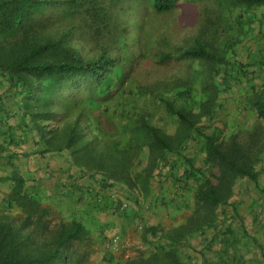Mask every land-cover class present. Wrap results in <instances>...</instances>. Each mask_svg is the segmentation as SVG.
Wrapping results in <instances>:
<instances>
[{
    "label": "rangeland",
    "instance_id": "374dc122",
    "mask_svg": "<svg viewBox=\"0 0 264 264\" xmlns=\"http://www.w3.org/2000/svg\"><path fill=\"white\" fill-rule=\"evenodd\" d=\"M110 18V36L86 28L77 14L66 19L71 31L67 44L86 59L106 51L127 72L124 83L99 103L87 102L88 93H81L70 113L43 121L45 131L60 129L63 136L75 124L85 141L109 135L120 139L129 123L145 115L172 141L174 150L167 161L153 158L148 150L139 156L143 167H155L149 191H127L117 183L104 186L105 175L81 172L73 165L70 150L40 153L43 143L25 133L14 114L16 103L0 82V135L13 138L9 147L22 152L13 159L15 168L27 179L29 190L44 197L42 204L49 211L43 217L44 239L58 232L61 222L69 224L76 217L87 225L92 238L91 248L75 244L72 249L80 255L89 253L83 264H117L112 255L135 260L162 254L166 248L172 249L166 261L264 264V120L253 107L255 99L264 100V7L247 11L234 0H181L173 10L157 13L148 0H112ZM197 44L217 60L176 58L179 49ZM165 53L174 58L162 61ZM161 98L175 102L203 133L220 129L222 149L228 152L235 143L247 157L245 165L257 172V182L237 177L223 196L225 202L216 208L197 203L196 180L186 177L190 166L185 159L192 160L214 185L219 169L208 171L203 139L192 131L185 140L187 130L165 112ZM61 136L47 139L56 144ZM13 169L0 162L2 215ZM120 198L128 204L125 210L117 206ZM114 235L119 236L120 246L109 254L104 243Z\"/></svg>",
    "mask_w": 264,
    "mask_h": 264
},
{
    "label": "trees",
    "instance_id": "16d2710c",
    "mask_svg": "<svg viewBox=\"0 0 264 264\" xmlns=\"http://www.w3.org/2000/svg\"><path fill=\"white\" fill-rule=\"evenodd\" d=\"M179 1L148 0L157 13L173 10ZM234 1L245 5L247 11L255 6L264 7V0ZM111 10L112 0H0V82L7 85L16 103L18 109L14 114L22 121L25 133L43 143L40 153L70 150L73 165L81 172L95 171L105 175L104 186L112 187L117 183L127 191L141 189L147 192L155 167L144 168L137 161L139 156L148 150L153 158L167 161L168 154L174 150L172 141L166 139L147 116L136 117L125 127L120 139L109 135L104 140L97 137L90 141H85L86 137L75 124L61 136L60 129L46 132L43 122L70 113L77 107L81 93H88L87 102L99 103L111 98L124 83L127 72L122 64H115V58L106 51L96 59H86L67 44L71 31L66 29V19L77 14L83 18L86 28L110 36ZM173 56L165 53L161 60L168 61ZM176 58L217 60L201 44L179 49ZM160 100L165 112L184 125L187 130L185 140L192 136V131L203 139L202 150L206 154L208 171L219 169L218 185H214L206 173L194 167L192 160L185 159L190 166L185 171L186 177L196 180L197 203L216 208L225 202L223 196L237 177L257 182V172L253 166L245 165L247 157L239 152L235 143L230 151L227 149L228 152L222 149L220 129L203 133L182 109L176 107L175 102L166 98ZM253 104L264 120V100L257 98ZM10 111L7 109L6 114L11 116ZM6 135H0V162L14 169L7 178L12 187L3 200L5 212L0 214V264H83L84 256L89 253L84 251L80 255L72 249L75 244L91 248L90 230L84 222L73 217L69 224L61 222L58 232L44 239L47 224L43 217L49 212L42 204L44 197L38 191L31 192L27 179L15 168L13 159L22 152L11 150L9 145L13 138ZM48 135L61 136V142L52 144ZM108 201L111 207L113 200ZM118 204L123 210L128 207L121 198ZM107 241L105 251L116 253L106 248ZM169 242L172 246L174 239ZM171 252L172 249L166 248L162 254L158 251L150 257L135 260H121L112 255L111 261L117 264H185L178 258L166 261ZM219 264H227V261Z\"/></svg>",
    "mask_w": 264,
    "mask_h": 264
},
{
    "label": "built area",
    "instance_id": "2783aa9c",
    "mask_svg": "<svg viewBox=\"0 0 264 264\" xmlns=\"http://www.w3.org/2000/svg\"><path fill=\"white\" fill-rule=\"evenodd\" d=\"M106 248L113 250L116 252L120 246V238L118 235H114L108 240L105 244Z\"/></svg>",
    "mask_w": 264,
    "mask_h": 264
}]
</instances>
